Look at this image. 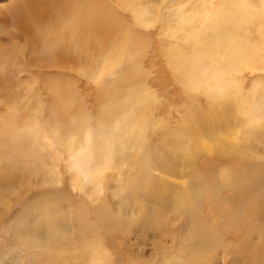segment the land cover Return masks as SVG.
Instances as JSON below:
<instances>
[{
    "label": "bare ground",
    "instance_id": "bare-ground-1",
    "mask_svg": "<svg viewBox=\"0 0 264 264\" xmlns=\"http://www.w3.org/2000/svg\"><path fill=\"white\" fill-rule=\"evenodd\" d=\"M127 261L264 264V0H0V264Z\"/></svg>",
    "mask_w": 264,
    "mask_h": 264
},
{
    "label": "rangeland",
    "instance_id": "rangeland-1",
    "mask_svg": "<svg viewBox=\"0 0 264 264\" xmlns=\"http://www.w3.org/2000/svg\"><path fill=\"white\" fill-rule=\"evenodd\" d=\"M174 241H175V238L174 237H170V238H167V243H166V245H165V247L166 248H168V249H170L175 243H174ZM162 245H161V243H160V247H161ZM139 261H137V262H135V263H138ZM123 264H133V262H131V261H127V262H125V263H123Z\"/></svg>",
    "mask_w": 264,
    "mask_h": 264
}]
</instances>
